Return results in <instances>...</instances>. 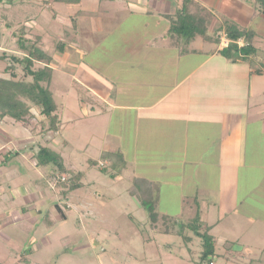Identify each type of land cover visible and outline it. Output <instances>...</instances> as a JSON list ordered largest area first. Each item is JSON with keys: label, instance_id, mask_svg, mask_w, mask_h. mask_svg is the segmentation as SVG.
Listing matches in <instances>:
<instances>
[{"label": "rangeland", "instance_id": "374dc122", "mask_svg": "<svg viewBox=\"0 0 264 264\" xmlns=\"http://www.w3.org/2000/svg\"><path fill=\"white\" fill-rule=\"evenodd\" d=\"M236 1L240 6L249 3L252 7L249 0ZM126 2L137 10L134 13L126 10ZM45 3L13 0L0 5V13L8 8L15 23L31 17L28 24L42 34L45 47L54 58L52 91L64 123L61 131L53 135L41 133L40 115L30 117L28 124L0 121V260L14 264L21 254H27L29 262L18 264H210L201 260L200 238L187 245L185 237H194V233L181 228L202 209V204L193 199L181 204L179 196L175 201H167L166 196L172 193L155 166L152 170L142 169L143 172L138 168L136 172H124L121 178L111 174L114 173L111 167L107 172L102 170L113 156L110 152L120 145H113L118 139L107 135L110 122L107 109L102 115H91L93 100L97 98L77 78L81 77L82 68L87 70H83L86 75L110 81L116 60L146 58V43L155 42V36L163 32L166 35L170 22L161 19L159 23L153 10L148 16L138 11L140 8L160 11L164 4L160 0H120L117 18L106 20L99 12L107 6L99 0H84L80 6ZM80 8L83 13L78 17L79 28L75 29L71 19ZM232 13L228 15L225 7L215 10L214 23L219 26L220 19L231 18L240 24L242 18ZM252 27L259 32L256 46L262 58L264 22L255 17ZM4 40V48L15 50L10 31H6ZM58 40L69 42L68 55L63 56L56 49ZM202 42L198 37L191 47L201 49ZM253 65L259 67L255 61ZM260 78L264 80V74ZM258 97L254 96L252 101H258ZM86 108L91 113L84 114ZM31 112L36 114L39 110L34 106ZM32 144L35 146L31 147ZM39 145H49L59 152L67 168L63 179L74 172L84 174V185L68 195V206H62L63 209L57 204L64 205V186H57V176L49 178L46 169L38 167L33 158ZM140 176L156 182V209L175 216L168 225L175 232L180 229L178 233L161 232L160 227L164 226L160 219L152 228L149 212L130 196L128 189ZM250 205L240 206L215 228L214 233L224 238L219 239L214 264H264V211ZM26 206L28 209L24 210ZM211 219L216 220L213 215Z\"/></svg>", "mask_w": 264, "mask_h": 264}, {"label": "crops", "instance_id": "0c3cea01", "mask_svg": "<svg viewBox=\"0 0 264 264\" xmlns=\"http://www.w3.org/2000/svg\"><path fill=\"white\" fill-rule=\"evenodd\" d=\"M119 1L101 2L107 6L99 12L103 19L117 18V8L122 6ZM198 1L214 14L224 7L228 15L237 13L243 26L231 21L253 30L256 46L259 32L252 21L256 17L264 22V14L256 11L254 0H249L252 7L249 3L240 6L236 0ZM160 2L164 4L160 11L140 8L138 12L147 16L157 12L160 23L179 6V0ZM127 3L126 10L134 13L137 9ZM223 23L220 19L219 26L213 22L210 28L220 38L218 43L203 41L201 49L192 47L194 50L182 54L171 44L167 30L166 35L155 36V42L146 43V58L116 60L110 81L86 75L82 68L81 77L77 75L80 84L89 86L97 98L91 115H102L106 109L109 113L107 135L118 139L113 145H120L111 152L122 153L126 161L116 177L155 166L172 193L167 201L179 196L181 204L189 199L202 204L200 216L212 226L210 233L218 243L224 237L214 233L215 228L240 206L251 204L264 211V108L260 107L264 105V80L260 78L264 54L261 58L256 51L249 60L237 61L223 55ZM67 52L68 46L62 55ZM254 61L259 67H254ZM254 96L260 97L255 103ZM88 112L86 108L84 114Z\"/></svg>", "mask_w": 264, "mask_h": 264}, {"label": "trees", "instance_id": "16d2710c", "mask_svg": "<svg viewBox=\"0 0 264 264\" xmlns=\"http://www.w3.org/2000/svg\"><path fill=\"white\" fill-rule=\"evenodd\" d=\"M5 1L13 0H0V5ZM46 1L80 6L84 0H43V4H46ZM178 3L179 6L175 13L167 15L170 22L167 36H169L171 44L177 46L182 54H186L194 50L191 44L198 37L202 38L203 41L218 43L220 38L210 33V28L215 20L213 11L198 0H179ZM253 3L256 11L264 14V0H254ZM9 13L8 8H3V12L0 13V121L8 119L28 124L30 117L40 115L41 133L49 132L56 135L61 131L64 123L60 117L59 104L52 91L54 69L51 64L54 58L45 47L42 34L36 33L33 27L28 24L31 17L23 22L15 23L14 20L10 19ZM82 13V8H80L71 19L74 28H79L78 17ZM221 27L223 30H220ZM221 27L219 30L223 31L229 40V44L221 50L223 55L237 61L247 60L250 55L256 53L257 49L254 43L256 34L253 30L242 28L236 22L229 20H225ZM6 31H10L15 50H9L2 46L5 42ZM240 39H244L245 43L240 45ZM55 46L59 52L64 53L68 42L58 40ZM34 106L38 108L39 113L32 114L31 110ZM30 146L34 147L35 145ZM110 154H113L112 158L110 157V163L102 170L107 172L108 167H111V170L117 171L111 173L115 177L122 173L126 161L120 152H110ZM33 158H36L38 167L41 166L46 169L49 178H52L53 175L54 177L57 176V183H59H56L57 186H64L62 193L65 202H63L64 205L57 204V207L60 209H63L62 206L67 207L66 198L68 195L84 185L82 181L84 174L80 171L74 172L63 179L62 176L66 174L67 168L59 152L49 145H39L33 154ZM94 163V165L97 164ZM128 192L149 212L152 228L155 227L153 224L160 219V223L163 221L162 226H164L163 229L160 227L161 232L170 234L180 231L178 229L175 232L168 225V221H174L175 216L157 211L158 186L155 182L137 177L129 187ZM23 209L27 210L28 208L26 206ZM63 215L64 219H67L64 211ZM211 227L201 218L199 210L188 223H184L181 227L183 230L189 228L194 233L195 238L185 237L187 240L184 242L187 245L193 243L196 238H200L201 260L209 263L214 262L218 243L217 237L210 233ZM21 256L14 264H18V261L29 262L27 254H21ZM0 264H6V262L0 260Z\"/></svg>", "mask_w": 264, "mask_h": 264}, {"label": "built area", "instance_id": "2783aa9c", "mask_svg": "<svg viewBox=\"0 0 264 264\" xmlns=\"http://www.w3.org/2000/svg\"><path fill=\"white\" fill-rule=\"evenodd\" d=\"M225 38H226V36H225ZM222 43L227 46L229 44V40L227 38H226V40H224V38H222ZM210 264H214V263L212 262Z\"/></svg>", "mask_w": 264, "mask_h": 264}]
</instances>
